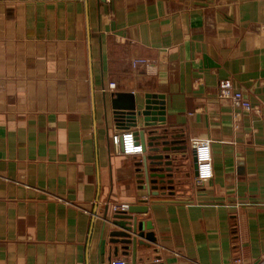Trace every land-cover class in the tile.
I'll list each match as a JSON object with an SVG mask.
<instances>
[{
    "label": "crops",
    "instance_id": "crops-1",
    "mask_svg": "<svg viewBox=\"0 0 264 264\" xmlns=\"http://www.w3.org/2000/svg\"><path fill=\"white\" fill-rule=\"evenodd\" d=\"M225 79L250 112L218 98ZM116 92L164 96L154 128L180 150L160 152L158 196L144 155L111 142L134 132L113 122ZM202 140L213 175L197 186ZM128 206L157 240L137 258L264 264V0H0V264L128 263L109 243Z\"/></svg>",
    "mask_w": 264,
    "mask_h": 264
},
{
    "label": "water",
    "instance_id": "water-1",
    "mask_svg": "<svg viewBox=\"0 0 264 264\" xmlns=\"http://www.w3.org/2000/svg\"><path fill=\"white\" fill-rule=\"evenodd\" d=\"M110 107L113 122L120 129H134V137L142 146L141 160L136 164L137 177L141 185H145L150 196H158V191H165L172 183L171 162L169 156L160 152L179 151V147L173 141L177 136H169L168 142L166 134H158L154 128L157 124L165 122V101L163 95L145 94L143 103L138 104L137 98L131 93L116 92L110 96ZM142 118V123L139 119ZM183 149V148H182ZM194 176H197V161L193 153ZM147 207L128 206L126 209H118L112 213L110 225L112 227L109 234V243L114 247V254L118 250L129 259L126 264H161L149 262L150 258H137V251L150 250L156 244V237L152 232V225L149 221L141 220L138 215L146 214ZM107 209L105 211V216ZM155 252V251H154Z\"/></svg>",
    "mask_w": 264,
    "mask_h": 264
},
{
    "label": "built area",
    "instance_id": "built-area-1",
    "mask_svg": "<svg viewBox=\"0 0 264 264\" xmlns=\"http://www.w3.org/2000/svg\"><path fill=\"white\" fill-rule=\"evenodd\" d=\"M137 64H145L144 60H133L132 66ZM110 88H114V84H110ZM218 98L221 101H225L235 110H243L246 112L251 111L249 102L244 99L240 91L234 90L232 82L228 79L222 80L218 85ZM111 142L115 145L120 154L123 156H134L142 154V146L137 142L133 132L126 131L113 135ZM195 157L197 161V176L196 184L201 185L203 182L208 181L212 178V164H211V152H210V141L202 140L195 141L193 143ZM118 209H126V207L113 208V212ZM110 264H126V261L122 258L114 259Z\"/></svg>",
    "mask_w": 264,
    "mask_h": 264
}]
</instances>
